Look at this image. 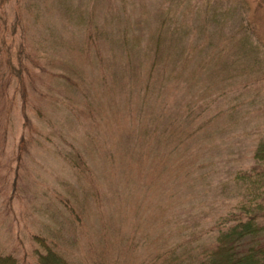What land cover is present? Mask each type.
Here are the masks:
<instances>
[{
	"label": "rangeland",
	"instance_id": "obj_1",
	"mask_svg": "<svg viewBox=\"0 0 264 264\" xmlns=\"http://www.w3.org/2000/svg\"><path fill=\"white\" fill-rule=\"evenodd\" d=\"M263 131L264 0H0V256L174 264Z\"/></svg>",
	"mask_w": 264,
	"mask_h": 264
},
{
	"label": "trees",
	"instance_id": "obj_2",
	"mask_svg": "<svg viewBox=\"0 0 264 264\" xmlns=\"http://www.w3.org/2000/svg\"><path fill=\"white\" fill-rule=\"evenodd\" d=\"M252 158L254 164L234 172L243 200L221 216L209 245H191L186 257L174 264H264V131L258 138ZM37 264H70L53 246L41 242ZM181 261V262H179ZM0 264H17L9 255Z\"/></svg>",
	"mask_w": 264,
	"mask_h": 264
}]
</instances>
